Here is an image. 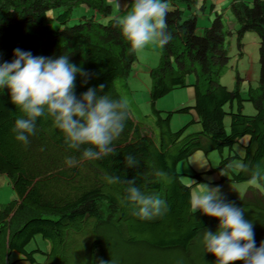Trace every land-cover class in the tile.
<instances>
[{"label":"trees","instance_id":"trees-1","mask_svg":"<svg viewBox=\"0 0 264 264\" xmlns=\"http://www.w3.org/2000/svg\"><path fill=\"white\" fill-rule=\"evenodd\" d=\"M165 2L172 39L159 46L158 64L149 71L156 140L144 117L135 120L129 111L124 130L113 143L115 154L83 159V148L88 146L68 149L51 117L37 119L36 132L25 146L13 132L16 119L24 113L11 102L10 90L0 88V174L8 177L16 194L0 208V264L18 260L31 264L36 262L35 253L43 255L40 264H216V256L205 250L203 237L206 231H218L219 220L200 211L191 213L190 185L181 179L176 164L197 149H228L209 170H217L220 180L234 182L249 181L251 169L264 164V0H230L233 23H224L223 11L216 10L209 24L201 27L196 13L185 16L178 6L182 2L189 8L194 0ZM115 14L111 0H0V63L12 62L17 48L45 58L66 55L90 74L76 77L78 99L100 84L105 88L99 95L119 99L117 79L131 74L137 53L123 37ZM246 31L258 36L256 85L248 81L246 87L239 86L241 77L236 74L231 89L218 79L229 61L225 35H234L241 56ZM192 74L194 81L187 82ZM121 85L128 83L124 80ZM187 85L194 88L193 104L162 115L156 101L169 90ZM245 100L253 106L252 114L242 111ZM175 111L194 117L172 130ZM193 123L199 128L186 131ZM243 136L247 140L240 154L233 147ZM128 155L140 162L139 168H126ZM68 157L77 163L68 166ZM235 157L248 165L247 173L239 169L240 164L233 166ZM222 170L229 174L221 175ZM158 171L167 173L171 183L158 181ZM194 175L202 180L200 172ZM105 176H119L121 181L136 177L137 187L164 201L161 213L141 219L137 206L123 202L127 185H109ZM224 198L244 209L259 247L264 242V181L249 186L242 196ZM39 239L48 247L39 245ZM31 241L35 246L27 248ZM12 253L16 259H10Z\"/></svg>","mask_w":264,"mask_h":264},{"label":"clouds","instance_id":"clouds-1","mask_svg":"<svg viewBox=\"0 0 264 264\" xmlns=\"http://www.w3.org/2000/svg\"><path fill=\"white\" fill-rule=\"evenodd\" d=\"M168 10L165 0H134L132 9L118 19L122 35L133 52L139 54L150 44L164 47L170 42ZM14 56L12 62L0 63V88L10 90L11 102L24 113L16 119L13 128L17 141L27 146L29 137L36 132L37 119L51 117L54 127L64 134L68 149L80 151L82 146H88L83 148V159L96 160L115 154L113 143L123 132L129 115L126 97L114 99L107 93L99 95L105 88L100 84L98 88H89L78 99L74 91L76 77L90 74L71 63L66 55L45 58L17 48ZM124 160L126 168L140 166L131 155ZM65 162L70 167L77 163L73 157L66 158ZM238 167L245 173L249 171L246 164ZM220 174L223 175V170ZM155 175L158 181L171 183L167 173L158 171ZM105 180L109 185H127L123 202L137 206L141 219H152L161 213L164 201L137 187L136 177L121 181L119 176H105ZM260 181H264V164L258 163L251 169L249 183L258 186ZM199 185L198 190L191 192L190 211L192 214L200 211L219 220L218 231H206L203 237L205 250L216 256V264L238 261L264 264V242L256 246L253 222L245 219L244 209L227 202L219 186Z\"/></svg>","mask_w":264,"mask_h":264},{"label":"rangeland","instance_id":"rangeland-1","mask_svg":"<svg viewBox=\"0 0 264 264\" xmlns=\"http://www.w3.org/2000/svg\"><path fill=\"white\" fill-rule=\"evenodd\" d=\"M229 3V0H227ZM201 5V4H199ZM133 3L129 4V7H125V14L132 9ZM227 6V5H226ZM180 7L184 9V15L187 16V12L192 13L194 10H187L185 3L180 2ZM225 8V7H224ZM224 10V9H222ZM197 14L201 13V10L196 8ZM53 13V12H51ZM184 16V17H185ZM118 18L122 15H118ZM183 17V18H184ZM224 23H233L234 18L228 12H224ZM225 46H227L229 61L226 66L223 67L219 76V82L227 85L229 88H234L236 85V74L240 76L239 86H247L248 81L251 85H256L258 75V36L254 31H246L242 37V55H238V49L235 45V37L232 34L225 35ZM160 57L159 45H148L142 52L137 54V60L133 65L132 72L127 78H118L116 82L117 89L121 96L126 97L129 101V111L131 117L137 120L140 116L145 119V126L153 129V138L156 140L157 129L153 119L155 118L151 110L149 101V88L151 84L150 67H154L158 64ZM195 76L189 75L187 82H193ZM127 81L128 86L124 87L121 82ZM245 86V87H246ZM244 90L243 88H241ZM194 102V88L192 85L183 87H175L169 90L164 96L159 98L155 106L162 110L161 114L165 115L166 111L174 110L176 108L192 105ZM242 111L247 114L254 112L253 106L247 100L243 102ZM145 115V116H144ZM192 113H179L173 112L170 119V128L175 130L192 119ZM199 125L196 123L190 124L186 131L197 130ZM247 136H243L238 142L234 143L233 150L243 153V144H245ZM232 150V151H233ZM228 149H224L222 152L217 150H211L204 152L200 149L193 151L187 158L179 160L176 164V170L181 173V179L188 185H190V196L193 190H198L201 185L208 184L210 187L219 186L223 197L226 196H242L247 192L249 186H253L249 181L234 182L229 180H220V176L217 170H209L211 167H216L221 157V153L227 154ZM240 158H233V166L240 164ZM209 170V171H207ZM200 172L202 180H198L194 175V172ZM224 175H228L229 172L223 170ZM195 181L196 183H194ZM16 194L11 187V183L5 174H0V208L6 204L9 200L15 198ZM39 245L43 248L48 247V243L39 239ZM35 242L31 241L27 248H33ZM36 262L31 264H40L43 261V255L35 253ZM17 254L12 253L10 259H16ZM16 264H22V261H16Z\"/></svg>","mask_w":264,"mask_h":264},{"label":"crops","instance_id":"crops-1","mask_svg":"<svg viewBox=\"0 0 264 264\" xmlns=\"http://www.w3.org/2000/svg\"><path fill=\"white\" fill-rule=\"evenodd\" d=\"M194 1L195 2H191V5L189 6V8L186 7V9L187 10H191V9L194 10L192 13H196L197 25L200 27L206 26L209 24V20H210L211 16L213 15L214 11L222 10V9H224V10H222L223 13L228 11L227 0H194ZM133 2H134V0H111V3L114 6L115 11H116L115 17H117L118 15H122V16L126 15L125 14V7L126 8L129 7V4L133 3ZM199 4H201V5L203 4L204 5L203 8H200L201 5H199ZM210 5H211V10L209 7ZM178 6L180 7V3L178 4ZM196 8L201 10L200 14H197ZM187 13H190V12H187Z\"/></svg>","mask_w":264,"mask_h":264}]
</instances>
